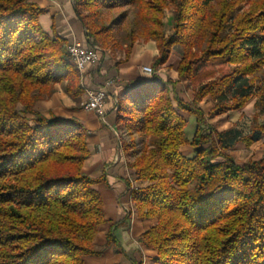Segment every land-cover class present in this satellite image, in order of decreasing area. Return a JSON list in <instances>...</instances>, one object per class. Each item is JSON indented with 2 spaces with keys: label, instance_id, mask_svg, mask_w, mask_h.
<instances>
[{
  "label": "trees",
  "instance_id": "16d2710c",
  "mask_svg": "<svg viewBox=\"0 0 264 264\" xmlns=\"http://www.w3.org/2000/svg\"><path fill=\"white\" fill-rule=\"evenodd\" d=\"M123 4L130 23L128 14L103 21V7ZM73 10L88 42L123 49L124 60L136 41L154 40V69L180 46L178 75L193 86L189 104L171 95V79L143 80L116 105L121 145L142 183L128 182L131 201L156 219L140 236L157 252L151 264H264V157L237 163L229 152L264 136V0H73ZM44 12L33 0H0V264H83L116 244L111 232L95 243L105 216L94 184L106 180L83 171L84 123L35 109L55 83L67 80L72 97L83 92L66 38L40 23ZM206 96L207 116L197 107ZM251 96L247 133L206 124ZM188 114L198 123L191 140Z\"/></svg>",
  "mask_w": 264,
  "mask_h": 264
},
{
  "label": "crops",
  "instance_id": "0c3cea01",
  "mask_svg": "<svg viewBox=\"0 0 264 264\" xmlns=\"http://www.w3.org/2000/svg\"><path fill=\"white\" fill-rule=\"evenodd\" d=\"M33 1L45 9L39 20L43 29L50 35L56 33L66 38L67 43L73 39L88 42L85 27L74 13L73 0ZM173 21V12L165 14L164 28L167 34L171 33ZM179 49L180 46L174 45L168 60L154 68L153 76H146L141 67L152 66L154 58L159 53L154 40L136 41L126 60L123 49L112 45L102 48L97 66L89 67L84 74L76 71L77 82L83 87V92L79 96L72 97L66 91L68 81L64 80L54 84V90L47 99L39 100L35 104V109L41 113L53 112L60 116L76 118L84 123L87 129L86 142L89 154L84 161L83 171L92 177L104 175L106 180L94 184L103 198L105 216V222L99 229L95 243L103 246L107 240V233L111 232L116 244L105 247L101 255L85 256L83 264H151L157 254L156 250L149 248L140 240L141 234L152 227L156 219L141 217L135 208L134 211H128L132 206L128 182L133 170L128 165L129 157L121 145L122 139L127 137L117 128L116 105L117 100L131 87L152 78L161 82L171 79L173 81L169 85L171 95L186 103H192L193 86L186 78H180L177 71L181 60ZM108 78L114 79V83L108 89L105 116L102 119L94 111L83 108L84 88L99 86ZM255 101V97H251L243 107L207 118V123L219 130L232 127L247 133L255 111ZM212 106L213 100L206 96L197 107L207 116ZM197 125L196 115L188 114L185 127L188 140L192 139ZM181 152L190 157L193 155V148L187 143L181 146ZM229 152L237 163L263 158L264 136L249 146L239 142Z\"/></svg>",
  "mask_w": 264,
  "mask_h": 264
},
{
  "label": "built area",
  "instance_id": "2783aa9c",
  "mask_svg": "<svg viewBox=\"0 0 264 264\" xmlns=\"http://www.w3.org/2000/svg\"><path fill=\"white\" fill-rule=\"evenodd\" d=\"M102 47L99 44L85 42L80 39H73L67 44V52L72 60L75 69L84 74L89 67L97 66L100 62V52ZM141 70L146 76H153L154 69L150 65H143ZM114 83V79L108 78L105 82L96 87L84 88L83 108L94 111L100 118L105 116V103L109 87ZM118 102V100H117ZM130 187H137L135 178H129Z\"/></svg>",
  "mask_w": 264,
  "mask_h": 264
},
{
  "label": "rangeland",
  "instance_id": "374dc122",
  "mask_svg": "<svg viewBox=\"0 0 264 264\" xmlns=\"http://www.w3.org/2000/svg\"><path fill=\"white\" fill-rule=\"evenodd\" d=\"M242 6L244 7L245 6V3H243L242 4ZM101 16H102V18H103V21H105L106 23H108L109 21H111L113 18H120L121 16H124V15H127V23H130L131 21V19H132V17H131V8H130V6L129 5H118V6H115V7H103L102 9H101ZM170 12H173L172 11V9L171 8H168V9H166V12H165V14H167V13H170ZM172 29V28H171ZM171 32H172V30H171ZM180 50V52H181V49H179ZM251 97H254V96H251ZM250 97V98H251ZM249 98V99H250ZM47 99V98H46ZM212 99V98H211ZM248 99V100H249ZM256 99V98H255ZM213 100V99H212ZM190 104V103H189ZM213 105H214V100H213ZM198 106V105H197ZM254 106H255V104H254ZM213 107V106H212ZM211 110V109H210ZM203 111V110H202ZM255 112V111H254ZM204 113V112H203ZM254 114V113H253ZM205 115V114H204ZM252 117H253V115H252ZM207 118H211V117H206V124H208L207 123ZM213 126V125H212ZM216 127V126H215ZM217 128V127H216ZM140 147V145H138V148ZM135 183H136V186H141L142 185V183L141 182H139V181H135ZM134 208H135V210L137 211V208L135 207V205L133 204V202H132V206H130V208L128 209V211L130 212V211H134ZM138 212V211H137ZM152 262V261H151Z\"/></svg>",
  "mask_w": 264,
  "mask_h": 264
}]
</instances>
